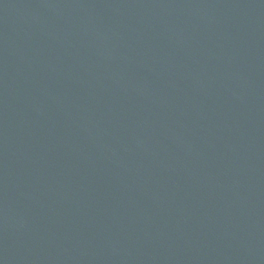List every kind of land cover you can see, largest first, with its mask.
Masks as SVG:
<instances>
[{"label": "water", "instance_id": "95a60500", "mask_svg": "<svg viewBox=\"0 0 264 264\" xmlns=\"http://www.w3.org/2000/svg\"><path fill=\"white\" fill-rule=\"evenodd\" d=\"M0 264H264V0H0Z\"/></svg>", "mask_w": 264, "mask_h": 264}]
</instances>
